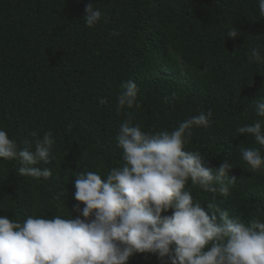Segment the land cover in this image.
Instances as JSON below:
<instances>
[{
    "label": "trees",
    "instance_id": "1",
    "mask_svg": "<svg viewBox=\"0 0 264 264\" xmlns=\"http://www.w3.org/2000/svg\"><path fill=\"white\" fill-rule=\"evenodd\" d=\"M89 2L104 14L93 28L83 19ZM230 30L239 36H226ZM253 47L264 55L258 0H0V129L21 147L33 132L51 130L55 140V158L39 165L51 169L47 180L20 176L18 161L0 160V215L75 219L76 174L104 178L123 163L116 136L126 112L142 131H171L211 110L210 127H193L186 150L212 167L232 163L235 180L227 197L188 188L245 222L264 219V171H252L240 153L260 148L264 156V148L235 136L237 126L254 122L252 100L264 88V64L247 58ZM128 79L138 85L139 107L118 111ZM127 264L163 262L137 253Z\"/></svg>",
    "mask_w": 264,
    "mask_h": 264
},
{
    "label": "clouds",
    "instance_id": "2",
    "mask_svg": "<svg viewBox=\"0 0 264 264\" xmlns=\"http://www.w3.org/2000/svg\"><path fill=\"white\" fill-rule=\"evenodd\" d=\"M258 3L264 16V0ZM103 15L92 2L84 7L88 28ZM226 36L239 34L230 30ZM247 58L264 64V55L256 47ZM186 69L184 65L181 71ZM120 87L117 110L138 108L136 82L128 79ZM252 101L254 122L237 126L235 136L252 137L264 148V88ZM98 103L104 105L106 99L99 97ZM125 115L116 136L122 165L112 167L104 178L86 171L72 181L73 198L80 202L73 206L78 213L75 219L28 216L21 221L0 215V264H127L137 253L153 254L163 264H264V219L245 222L214 200L202 204L188 188L190 182L202 191L227 197L235 180L229 176L232 163L225 160L212 167L198 150H186L193 127H210L212 111H201L171 131H142L133 122L134 113ZM31 135L33 139L21 147L0 129V160L18 161L20 176L47 180L51 169L39 165L55 158L53 133ZM240 153L252 171H264L260 148L241 147Z\"/></svg>",
    "mask_w": 264,
    "mask_h": 264
}]
</instances>
